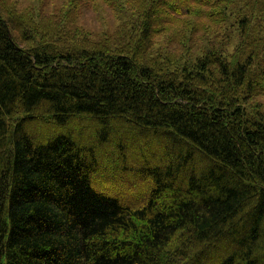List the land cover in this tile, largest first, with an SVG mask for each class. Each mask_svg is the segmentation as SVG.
<instances>
[{
    "label": "trees",
    "instance_id": "16d2710c",
    "mask_svg": "<svg viewBox=\"0 0 264 264\" xmlns=\"http://www.w3.org/2000/svg\"><path fill=\"white\" fill-rule=\"evenodd\" d=\"M22 1L0 0V264H264V0H101L135 21L100 33L88 0Z\"/></svg>",
    "mask_w": 264,
    "mask_h": 264
},
{
    "label": "rangeland",
    "instance_id": "374dc122",
    "mask_svg": "<svg viewBox=\"0 0 264 264\" xmlns=\"http://www.w3.org/2000/svg\"><path fill=\"white\" fill-rule=\"evenodd\" d=\"M25 5L33 2L38 3L36 0H23ZM87 6L83 7V10L77 19L78 24L87 28L89 31H94L95 33H100L106 29H115L117 26H122L123 28H129L132 23H134V15L127 10L124 6L123 1L121 6L109 7L106 2L101 0H88ZM56 3V4H55ZM59 0L54 2V5L59 6ZM53 5V4H52ZM52 7V6H51ZM50 7V8H51ZM126 23L128 25H126ZM207 47L209 48L214 42V37L210 36ZM163 39H159V44H163ZM158 45L154 48V53L158 48Z\"/></svg>",
    "mask_w": 264,
    "mask_h": 264
}]
</instances>
